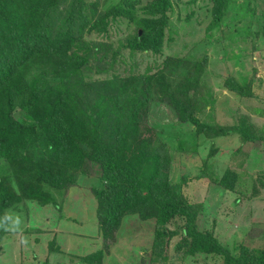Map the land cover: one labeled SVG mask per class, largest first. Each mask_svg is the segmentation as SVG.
Wrapping results in <instances>:
<instances>
[{
	"label": "trees",
	"instance_id": "obj_1",
	"mask_svg": "<svg viewBox=\"0 0 264 264\" xmlns=\"http://www.w3.org/2000/svg\"><path fill=\"white\" fill-rule=\"evenodd\" d=\"M209 1L208 31L219 30L223 40L264 37V0ZM141 4L121 0L103 8L89 0H0V241L12 213L29 203L60 209L57 196L98 166L103 186L93 193L105 246L126 217L137 216L155 221L156 248L178 236L175 249L185 256L264 264V244L259 250L241 245L236 253L200 228L203 207L172 183L170 146L149 118L153 105L163 104L180 123L193 125L194 141L179 140L178 149L186 153L198 152V137L213 144L230 135L239 137V152L246 143L264 141V131L246 114L233 125L199 118L209 103L201 84L207 56H168L154 71L124 67L123 50L163 53L173 0H150L138 9ZM121 19L137 28L118 47L88 38L107 34ZM224 86L239 97H256L252 82L231 76ZM239 177L227 168L215 181L245 195ZM102 255L101 250L82 261L102 264Z\"/></svg>",
	"mask_w": 264,
	"mask_h": 264
},
{
	"label": "rangeland",
	"instance_id": "obj_2",
	"mask_svg": "<svg viewBox=\"0 0 264 264\" xmlns=\"http://www.w3.org/2000/svg\"><path fill=\"white\" fill-rule=\"evenodd\" d=\"M89 1H99L107 8L121 0ZM148 1L142 0V4ZM211 7L209 0H173L163 53L123 50L124 67L133 65L136 72L149 68L154 71L168 56H188L191 61L207 56L201 84L209 103L199 118L214 125H233L246 114L258 130L264 131V37L223 40L219 30H207ZM137 14L141 17L143 13ZM136 28V22L129 24L121 19L112 22L107 34L88 38L118 47ZM231 76L242 84L252 82L256 97L242 98L229 91L224 83ZM149 124L170 146L172 183L181 184L183 194L203 207L200 228L213 231L223 245L236 253L241 245L262 248L264 141L246 143L238 152L237 135L217 138L213 144L206 137H198V152L186 153L178 149V144L183 138L194 141L193 125L180 123L175 112L163 104L153 105ZM227 168L239 172L245 195L225 191L216 183ZM102 186L100 168L95 166L92 175L80 176L75 186L57 196L60 209L29 203L20 212L12 213L0 241V264H83L84 257L101 250L102 264H224L220 256H185L175 249L178 236L168 245L154 247L155 221H142L137 216L126 217L115 240H108L105 246L93 193L94 187ZM1 227L0 221V230Z\"/></svg>",
	"mask_w": 264,
	"mask_h": 264
},
{
	"label": "water",
	"instance_id": "obj_3",
	"mask_svg": "<svg viewBox=\"0 0 264 264\" xmlns=\"http://www.w3.org/2000/svg\"><path fill=\"white\" fill-rule=\"evenodd\" d=\"M140 34H141V31H140Z\"/></svg>",
	"mask_w": 264,
	"mask_h": 264
},
{
	"label": "crops",
	"instance_id": "obj_4",
	"mask_svg": "<svg viewBox=\"0 0 264 264\" xmlns=\"http://www.w3.org/2000/svg\"><path fill=\"white\" fill-rule=\"evenodd\" d=\"M84 264V263H83Z\"/></svg>",
	"mask_w": 264,
	"mask_h": 264
}]
</instances>
